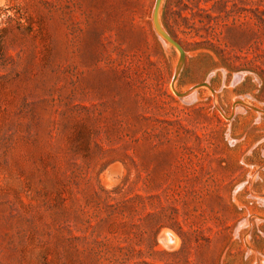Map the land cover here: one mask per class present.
<instances>
[{
    "label": "rangeland",
    "instance_id": "374dc122",
    "mask_svg": "<svg viewBox=\"0 0 264 264\" xmlns=\"http://www.w3.org/2000/svg\"><path fill=\"white\" fill-rule=\"evenodd\" d=\"M0 0V264H264V0Z\"/></svg>",
    "mask_w": 264,
    "mask_h": 264
},
{
    "label": "water",
    "instance_id": "95a60500",
    "mask_svg": "<svg viewBox=\"0 0 264 264\" xmlns=\"http://www.w3.org/2000/svg\"><path fill=\"white\" fill-rule=\"evenodd\" d=\"M161 0H156L154 11H153V18L155 22V28L158 32L159 36L162 38L164 42H169L175 45L181 52L183 51L182 47L177 43L166 31L163 30V28L160 26L158 22V11L160 7Z\"/></svg>",
    "mask_w": 264,
    "mask_h": 264
}]
</instances>
